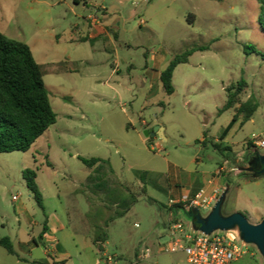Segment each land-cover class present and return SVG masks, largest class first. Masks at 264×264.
I'll use <instances>...</instances> for the list:
<instances>
[{"label": "rangeland", "instance_id": "obj_1", "mask_svg": "<svg viewBox=\"0 0 264 264\" xmlns=\"http://www.w3.org/2000/svg\"><path fill=\"white\" fill-rule=\"evenodd\" d=\"M262 9L258 0H0V32L30 47L43 67L57 114L56 124L28 151L0 154V240L24 223L18 214L23 203L34 212L28 218L40 225L46 211L69 226L67 238L59 235L72 256L66 264H106L103 253L116 256L120 264H189L184 252L162 250L168 241L163 226L167 213L158 186H168L162 176L169 163L186 168L200 159L213 171L224 156L243 170L227 174L222 214L240 212L250 223H260L264 175L258 177L248 169L264 156V149L249 148L248 142L254 135L264 137ZM88 18L111 24L118 34L114 44L108 45L102 37L70 41L76 24L87 34ZM194 48L188 63L174 71L173 94L148 76L149 53L166 56L158 67L164 70L173 57ZM241 80L246 87L240 102L253 99L259 107L251 120L238 119L223 144L221 134L236 112L219 110L227 100L225 89ZM150 125H163L166 141L146 137L144 128ZM78 157L108 161L113 170L108 178L137 197L130 211L109 225L103 252L93 245L84 247L86 237L93 236L87 214H95L104 204L103 195L93 193L88 183L92 170ZM28 169L37 173L44 212L26 186ZM143 172L163 179L148 177L143 192ZM177 216L194 225L193 212L182 209ZM232 231L244 243L239 230ZM245 245L243 256L233 264H264L258 247ZM147 248L152 256L140 260ZM18 254L27 261L19 264H29L28 251ZM34 254L42 256L41 250ZM5 260L17 264V257L0 246V264Z\"/></svg>", "mask_w": 264, "mask_h": 264}, {"label": "trees", "instance_id": "obj_2", "mask_svg": "<svg viewBox=\"0 0 264 264\" xmlns=\"http://www.w3.org/2000/svg\"><path fill=\"white\" fill-rule=\"evenodd\" d=\"M258 1L263 8L259 21L264 29V0ZM196 50L194 48L176 55L161 71L160 81L168 95L175 91L174 71L180 64L188 63L189 57ZM43 77V67L36 62L30 47L0 32V154L28 151L40 136L56 124L57 114L52 107ZM245 87V81L241 80L225 89L227 100L219 113L235 108L236 114L222 132L220 140L226 138L240 117H243L244 121L251 120L259 107L258 102L253 99L240 102V95ZM252 146L249 143V148ZM78 158L92 170L88 183L94 187L93 193L103 195L104 205L98 207L95 214H87L93 227V245L103 252L108 241L109 225L117 218L125 216L136 203L137 197L115 178H108L113 177V170L108 161L100 158ZM149 175V172L140 175L144 184L143 192ZM256 175L259 177L263 174L257 172ZM24 179L30 194L44 212L43 194L36 182V171H24ZM0 245L10 255H16L9 238L1 239Z\"/></svg>", "mask_w": 264, "mask_h": 264}, {"label": "crops", "instance_id": "obj_3", "mask_svg": "<svg viewBox=\"0 0 264 264\" xmlns=\"http://www.w3.org/2000/svg\"><path fill=\"white\" fill-rule=\"evenodd\" d=\"M85 26L87 27V34H82L83 30H81L79 24H76L73 30L70 32V41H82L89 39L96 40L102 37L103 39L107 40L108 45H111L114 44L118 36V34L114 33V31L112 30V25L103 24V20L94 21L93 19L88 18L86 20ZM57 37L60 36L57 35ZM148 57L150 61V66H148L149 64L146 66L148 76L153 81L160 80V73L162 70H158V67L164 62H166V56L164 54H161L159 51H153L148 54ZM158 126L162 128V135L157 134L156 136L161 137L162 141H166L165 127L163 125H157L155 127L150 125L149 127H146L144 129H155ZM221 141L223 142V144L227 143V136L224 140ZM224 147L227 149L230 146L225 145L223 146V148ZM227 154H229V152H227ZM228 157L229 156H224V159H228ZM194 162L195 166H188L186 168H180L175 163H169L167 173H165V176H162L164 180L168 182L167 188L158 186V189L162 190L165 196V202L162 203L164 210L167 213L163 223L165 230L167 227L168 220L171 217V211L168 206V201L170 199H179L183 195L192 197L203 187H206L209 192L215 187H220L226 189L227 195V190L229 188L227 181L230 176L225 175L222 178L216 177V171L221 165L222 161L217 163V166L213 171L205 168L204 164L201 163L200 159H195ZM238 168L240 169L239 172L243 170V168L241 167ZM151 176L153 177H150L149 175V177L152 179H163L161 175ZM182 209L184 208L176 206L172 209V214L178 218L177 215ZM44 213V222L42 225H40L38 222H35L34 220L28 218L34 217V212H31L27 205L21 203L18 206V214L23 215L24 223L19 222L18 227L12 230L10 232V236L8 237L16 252V255L12 256L17 257V264L26 260L23 256H19L18 251L29 252V264H66L69 259H71L72 256L70 252L65 249V246L59 239V235H63L64 238L68 237L66 231L69 229V226L65 222H62L56 214H48L46 211ZM49 240L57 242L55 253L51 256L48 255L44 249L45 244ZM90 245H93V236H87L85 239L84 247L88 248L90 247ZM35 250H41L42 256L35 257ZM4 264L10 263L8 260H5Z\"/></svg>", "mask_w": 264, "mask_h": 264}, {"label": "built area", "instance_id": "obj_4", "mask_svg": "<svg viewBox=\"0 0 264 264\" xmlns=\"http://www.w3.org/2000/svg\"><path fill=\"white\" fill-rule=\"evenodd\" d=\"M96 21V18H91ZM141 25L145 24L143 20ZM248 143L258 148L264 149V137L253 136ZM238 166H233L230 160L225 159L216 171V177L238 172ZM226 193V189L215 187L210 192L206 187L201 188L194 196H181L179 199H170L168 206L171 211V217L168 220L166 231L168 241L162 246L163 252L173 254L184 252L189 264H232L239 260L243 254L244 243L239 242V237L232 235V230H216L206 234L194 225L187 224L172 214V209L181 206L187 211H211L221 196ZM16 199V197H14ZM138 226V225H137ZM57 242L49 240L45 244V252L48 255L55 253ZM152 256V250L147 248L139 255L140 260L149 259ZM106 264H120L116 256L103 253Z\"/></svg>", "mask_w": 264, "mask_h": 264}, {"label": "water", "instance_id": "obj_5", "mask_svg": "<svg viewBox=\"0 0 264 264\" xmlns=\"http://www.w3.org/2000/svg\"><path fill=\"white\" fill-rule=\"evenodd\" d=\"M161 127L155 129L145 130L146 137H153L157 134L162 135ZM258 160L261 161L263 166L260 173L264 175V156H260ZM252 171L250 167L248 169ZM226 193L214 205L207 217H202L200 212L196 211L193 214L194 226L206 234H210L216 230L228 231L238 228L240 237L245 244H254L264 254V219L258 224H252L247 217L240 213L235 212L229 216H224L221 212L222 204L224 202Z\"/></svg>", "mask_w": 264, "mask_h": 264}, {"label": "flooded vegetation", "instance_id": "obj_6", "mask_svg": "<svg viewBox=\"0 0 264 264\" xmlns=\"http://www.w3.org/2000/svg\"><path fill=\"white\" fill-rule=\"evenodd\" d=\"M250 167L252 168V172L253 173H257V172H260V170L262 169V165H261V161L260 160H257L255 162H253Z\"/></svg>", "mask_w": 264, "mask_h": 264}, {"label": "bare ground", "instance_id": "obj_7", "mask_svg": "<svg viewBox=\"0 0 264 264\" xmlns=\"http://www.w3.org/2000/svg\"><path fill=\"white\" fill-rule=\"evenodd\" d=\"M235 230H236V231H238V229H237V228H235Z\"/></svg>", "mask_w": 264, "mask_h": 264}]
</instances>
